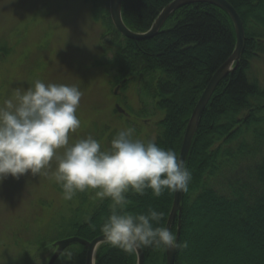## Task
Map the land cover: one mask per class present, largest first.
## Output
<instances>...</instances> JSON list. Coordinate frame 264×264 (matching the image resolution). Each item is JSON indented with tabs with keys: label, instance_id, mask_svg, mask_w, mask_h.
I'll return each instance as SVG.
<instances>
[{
	"label": "trees",
	"instance_id": "trees-1",
	"mask_svg": "<svg viewBox=\"0 0 264 264\" xmlns=\"http://www.w3.org/2000/svg\"><path fill=\"white\" fill-rule=\"evenodd\" d=\"M172 1L123 0V20L131 30L147 32ZM227 1L242 18L245 47L236 68L209 101L186 161L192 173L190 190L183 194L182 211L171 231L178 235L180 226L179 240H186L188 248L177 250L176 264H264V88L250 78L253 62L264 57V0ZM84 2L102 27L105 53L113 54L106 72L109 84L123 92L135 89L152 101L162 114L155 124V141L179 157L202 93L236 49L233 19L218 5L189 4L173 12L159 34L134 40L116 29L110 0ZM10 53L7 43L0 41V61ZM149 114L142 108L137 116ZM127 195L129 211L163 212L158 226L167 227L175 193L154 197L148 190L143 196ZM110 204V199L101 201L86 221L77 213L67 225L69 237L92 241L103 235L99 226ZM73 247L63 264H86L87 248ZM143 251L145 264H167V250ZM95 264H138V256L103 243Z\"/></svg>",
	"mask_w": 264,
	"mask_h": 264
},
{
	"label": "rangeland",
	"instance_id": "rangeland-1",
	"mask_svg": "<svg viewBox=\"0 0 264 264\" xmlns=\"http://www.w3.org/2000/svg\"><path fill=\"white\" fill-rule=\"evenodd\" d=\"M101 32L84 0H0V41L11 51L0 61V104L37 79L76 85L82 92L81 126L69 134L70 143L91 135L107 150L116 132L127 127L135 128V138L156 140L161 112L135 89L115 94L106 73L113 54L105 53ZM250 78L264 88V57L253 62ZM142 108L148 117L137 116ZM55 167L53 161L51 170ZM93 197L89 190L65 200L61 186L46 176L7 178L0 184V264H48L55 241L69 237V220L78 213L86 221L101 202ZM70 247L58 264L68 262L75 248Z\"/></svg>",
	"mask_w": 264,
	"mask_h": 264
},
{
	"label": "clouds",
	"instance_id": "clouds-1",
	"mask_svg": "<svg viewBox=\"0 0 264 264\" xmlns=\"http://www.w3.org/2000/svg\"><path fill=\"white\" fill-rule=\"evenodd\" d=\"M81 98L76 85L45 84L37 79L3 100L0 184L9 177L20 179L30 173L53 179L61 186L65 200L89 190L94 191V200L110 199L109 215L99 230L104 243L126 254L143 248L187 249L186 240L158 226L163 212L149 208L147 213H133L127 195L133 192L143 196L148 190L154 197L189 192L192 173L186 162L155 140L135 138L134 127L117 131L107 150L91 135L70 143L69 134L81 126L77 115ZM89 227L95 231L97 226Z\"/></svg>",
	"mask_w": 264,
	"mask_h": 264
},
{
	"label": "water",
	"instance_id": "water-1",
	"mask_svg": "<svg viewBox=\"0 0 264 264\" xmlns=\"http://www.w3.org/2000/svg\"><path fill=\"white\" fill-rule=\"evenodd\" d=\"M194 3H211L222 7L224 10L228 12V14L233 19L236 34H237V45L233 55L217 70V72L213 75L211 80L209 81L206 89L202 93L193 114L189 120L184 140L182 143L180 158L185 162L187 161L191 146L193 144L195 135L198 131L201 117L211 100L216 88L220 84V82L225 79L230 73L234 71L241 55L243 53L245 47V28L242 21V18L238 11L234 8V6L227 0H174L170 4H168L165 9L161 12L159 17L156 19L152 27L147 32H135L131 30L123 20L122 16V4L123 0H110V14L113 24L116 29L125 37L131 38L134 40H144L155 35L159 34L163 25L169 16L175 12L177 9ZM119 87H117L115 94L118 93ZM117 110L121 113H125L124 109L117 104ZM182 192L175 193L173 207L169 215V219L167 222V228L172 230V225L174 223L176 215L181 214L182 211V200H183ZM180 234V226L178 230V239ZM104 243L103 235L98 236L92 241L85 240L78 236H71L60 239L55 242L54 247L55 251L51 256L48 264H55L58 258L63 254V252L70 246L74 244H81L87 248L86 253V264H95L96 252L101 244ZM138 256V264H145V254L143 249L139 250L137 253ZM177 259V250H167V264H176Z\"/></svg>",
	"mask_w": 264,
	"mask_h": 264
}]
</instances>
